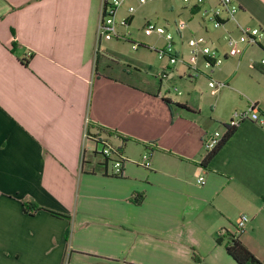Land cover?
Masks as SVG:
<instances>
[{"label":"crops","instance_id":"0c3cea01","mask_svg":"<svg viewBox=\"0 0 264 264\" xmlns=\"http://www.w3.org/2000/svg\"><path fill=\"white\" fill-rule=\"evenodd\" d=\"M104 1L0 0V264H238L227 235L264 264V125L244 121L207 163L202 144L219 131L214 106L227 92L264 112V53L239 46L223 60L234 62L191 79L158 58L167 42L156 33L132 57L107 49ZM233 1L235 20L213 33L197 9L175 13L174 50L187 59L193 38L227 56L226 34L264 30V0ZM212 77L226 92L209 88ZM97 140L118 149L123 175L95 165Z\"/></svg>","mask_w":264,"mask_h":264},{"label":"built area","instance_id":"2783aa9c","mask_svg":"<svg viewBox=\"0 0 264 264\" xmlns=\"http://www.w3.org/2000/svg\"><path fill=\"white\" fill-rule=\"evenodd\" d=\"M156 1V0H141L142 3ZM185 4L191 6L193 9H197V12L201 14L204 23L210 22L214 29H219L223 27L229 21H234L236 14L239 11V6L233 0H218V4L215 6L206 7V3L209 0H196L192 4V0H183ZM122 5V0H105L103 4L102 13L98 23V33L99 35L113 34L117 36L115 31L114 18L118 9ZM128 12L132 14L134 8L130 7ZM178 34L186 27L182 22L175 23ZM238 35L234 36L230 33L223 37V41L227 47V56H222L216 48H211L208 46H201L197 40L190 39L188 41V57L187 59L181 55L179 52L174 50L173 37L167 33L166 28L157 26L155 24L147 23L144 28V33L150 36L154 33L164 36L166 39V46L162 49L156 50V54L159 59L168 58L170 65H175L178 63L185 64L190 69L189 78L194 79L202 74V70L198 67V62L200 59L203 61V68L210 73L213 72L215 68L220 66L224 59L228 57H235L239 53V46L242 47H256L262 50L264 53V30L259 27H239ZM132 48L135 50L138 48V44H133ZM28 57L31 56L30 53L27 54ZM261 65H264V58L260 61ZM170 72L167 68L161 72L160 78H166ZM209 88H222L225 85L222 83H217L210 80L208 83ZM177 91V89H175ZM179 93V92H178ZM244 121H251L260 126L264 125V112L257 109L255 104H250L245 112L235 113L230 120V122L225 125L227 130H232L237 128ZM223 135L220 131H215L212 134L206 136L203 141V149L207 153L213 152L220 144ZM99 147V153L107 158H113L110 161L112 166V175L121 176L123 175L124 159L120 156L117 148L112 147L104 140H97ZM151 154L146 153L142 156V165L145 168H150ZM197 183L199 185L205 184V178L203 176H198ZM249 218L247 216H240L236 220L235 228L236 232L239 234L243 232Z\"/></svg>","mask_w":264,"mask_h":264},{"label":"rangeland","instance_id":"374dc122","mask_svg":"<svg viewBox=\"0 0 264 264\" xmlns=\"http://www.w3.org/2000/svg\"><path fill=\"white\" fill-rule=\"evenodd\" d=\"M186 6L187 4H185L183 0H156L145 3H142L141 0H122V5L118 9L114 18V27L117 36L113 34L102 35L103 45L106 46L107 49H114L121 52L125 56L132 57L135 53L132 48L133 44H138V49L142 50L145 49L143 45L150 43V39L152 37L147 36L144 33V28L147 23L155 24L163 28L167 27V24L169 23L171 26L170 29H173L174 25L172 19L175 16V13L182 10ZM130 7L134 8V12L132 14L128 12ZM131 17L132 20L129 22ZM194 17L196 23L200 21L202 22L201 14H196ZM203 26L207 27V29L213 33V27L210 22L206 21L203 23ZM104 55L107 58H110L111 56L110 52H106ZM110 59L117 60L118 57L112 56ZM228 62L232 63L234 60L222 61L221 64ZM199 68H201V70H205L202 65H200ZM233 68H236V72H243V68L238 66L237 63L233 66ZM212 78L213 81L217 82L214 77ZM226 89L227 87H222L214 89V92L222 90L223 93L226 92ZM238 100L239 98L236 95L229 94V92H227L222 97L220 102L215 104V119L218 122L217 126L221 133L224 131L226 132L227 128L225 125L230 122L235 113H242L247 110L248 104L246 99L244 98L245 103H240V100ZM208 110L211 112L210 106Z\"/></svg>","mask_w":264,"mask_h":264},{"label":"trees","instance_id":"16d2710c","mask_svg":"<svg viewBox=\"0 0 264 264\" xmlns=\"http://www.w3.org/2000/svg\"><path fill=\"white\" fill-rule=\"evenodd\" d=\"M27 64V62H26ZM235 133V129L229 130L226 135L223 137L219 146L211 153H209L205 158V163L211 161V159L218 153V151L225 145L228 139ZM119 152V151H118ZM120 153V152H119ZM95 165L102 169L103 173H106V170L110 164V161L113 158H107L103 156L98 151L93 153V157ZM143 199L141 195H135L132 197L131 202L135 204H140ZM30 205L26 204L25 209L29 210ZM37 210H41L39 207H34L32 212ZM31 211V210H29ZM68 240L67 236L65 237ZM227 243L225 244V249L227 253L238 263V264H262L236 237L232 235H227ZM223 242L222 238L217 239V243L221 244Z\"/></svg>","mask_w":264,"mask_h":264}]
</instances>
